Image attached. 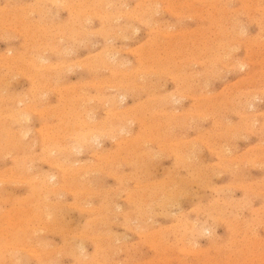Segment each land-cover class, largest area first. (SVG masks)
Returning <instances> with one entry per match:
<instances>
[{
  "label": "rangeland",
  "instance_id": "obj_1",
  "mask_svg": "<svg viewBox=\"0 0 264 264\" xmlns=\"http://www.w3.org/2000/svg\"><path fill=\"white\" fill-rule=\"evenodd\" d=\"M0 20V264H264V0H0Z\"/></svg>",
  "mask_w": 264,
  "mask_h": 264
},
{
  "label": "bare ground",
  "instance_id": "obj_2",
  "mask_svg": "<svg viewBox=\"0 0 264 264\" xmlns=\"http://www.w3.org/2000/svg\"><path fill=\"white\" fill-rule=\"evenodd\" d=\"M92 1H93V0H92ZM142 1H143V0H142ZM228 2H229V1H228ZM253 2H254V1H253ZM18 3H19V2H18ZM38 3H39V1H38ZM64 3H65V2H64ZM98 3H99V2H98ZM110 3H111V2H110ZM3 4H4V3H3ZM99 4H100V3H99ZM101 4H102V3H101ZM155 4H156V3H155ZM157 4H158V3H157ZM227 4H228V3H227ZM27 5H28V4H27ZM75 5H76V4H75ZM108 5H109V4H108ZM99 6H100V5H99ZM187 6H188V5H187ZM223 6H224V5H223ZM32 7H33V6H32ZM104 7H105V6H104ZM213 7H214V6H213ZM16 8H17V7H16ZM16 8H15V9H16ZM27 8H28V7H27ZM53 8H54V7H53ZM249 8H250V7H249ZM24 9H25V8H24ZM31 9H32V8H31ZM115 9H116V7H115ZM115 9H113V10H115ZM197 9H198V8H197ZM236 9H237V8H236ZM251 9H252V8H251ZM21 10H22V9H21ZM47 10H48V9H47ZM55 10H56V9H55ZM103 10H104V9H103ZM152 10H153V8H152ZM167 10H168V9H167ZM200 10H201V9H200ZM202 10H203V9H202ZM226 10H227V9H226ZM22 11H23V10H22ZM26 11H27V10H26ZM44 11H45V10H44ZM88 11H89V10H88ZM233 11H234V10H233ZM253 11H254V10H253ZM262 11H263V10H262ZM29 12H30V11H29ZM69 12H70V11H69ZM127 12H128V11H127ZM142 12H143V11H142ZM169 12H170V11H169ZM200 12H201V11H200ZM234 12H235V11H234ZM255 12H256V11H255ZM38 13H39V11H38ZM44 13H45V12H44ZM172 13H173V12H172ZM251 13H252V12H251ZM261 13H262V12H261ZM2 14H4V12H3ZM2 14H1V15H2ZM21 14H22V12H21ZM134 14H135V13H134ZM143 14H144V13H143ZM161 14H162V13H161ZM173 14H174V13H173ZM211 14H213V13H211ZM259 14H260V13H259ZM50 15H52V14H50ZM201 15H202V14H201ZM205 15H206V14H205ZM234 15H235V13H234ZM241 15H242V14H241ZM5 16H6V15H5ZM48 16H49V15H48ZM52 16H53V15H52ZM55 16H56V15H55ZM94 16H95V15H94ZM212 16H213V15H212ZM219 16H220V15H219ZM235 16H236V15H235ZM246 16H247V15H246ZM261 16L263 17V15H261ZM7 17H8V16H7ZM71 17H72V16H71ZM85 17H86V16H85ZM106 17H107V16H106ZM135 17H136V16H135ZM149 17H150V16H149ZM156 17H158V16H156ZM226 17H227V16H226ZM231 17H232V16H231ZM252 17H253V16H252ZM66 18H67V17H66ZM83 18H84V17H83ZM107 18H108V17H107ZM140 18L142 19V17H140ZM147 18H148V17H147ZM154 18H155V17H154ZM184 18H185V17H184ZM219 18H220V17H219ZM253 18H254V17H253ZM2 19H3V18H2ZM24 19H25V18H24ZM54 19H55V18H54ZM84 19H85V18H84ZM98 19H100V18H98ZM105 19H106V18H105ZM118 19H119V18H118ZM185 19H186V18H185ZM196 19H197V18H196ZM210 19H211V17H210ZM32 20H33V19H32ZM38 20H39V19H38ZM103 20H104V19H103ZM130 20H131V19H130ZM130 20H129V23H130ZM182 20H183V19H182ZM224 20H226V19H225V16H224ZM230 20H231V19H230ZM0 21H1V20H0ZM2 21H3V20H2ZM21 21H22V20H21ZM85 21H86V20H85ZM111 21H112V20H111ZM114 21H115V20H114ZM165 21H167V20H165ZM219 21H220V19H219ZM228 21H229V20H228ZM228 21H227V22H228ZM263 21H264V20H263ZM22 22H23V21H22ZM27 22H28V21H27ZM44 22H45V21H44ZM68 22H69V21H68ZM73 22H74V21H73ZM80 22H81V21H80ZM91 22H92V20H91ZM112 22H113V21H112ZM179 22H180V21H179ZM182 22H183V21H182ZM2 23H3V22H2ZM62 23H63V22H62ZM148 23H149V22H148ZM153 23H155V22H153ZM232 23H233V22H232ZM235 23H236V22H235ZM235 23H234V24H235ZM238 23H239V22H238ZM57 24H58V23H57ZM80 24H81V23H80ZM236 24H237V23H236ZM0 25H1V24H0ZM13 25H14V24H13ZM35 25H36V24H35ZM41 25H42V24H41ZM91 25H92V24H91ZM107 25H108V24H107ZM132 25H133V24H132ZM142 25H143V24H142ZM159 25H160V24H159ZM194 25H195V24H194ZM215 25H216V24H215ZM57 26H59V25H57ZM66 26H67V25H66ZM130 26H131V25H130ZM198 26H199V25H198ZM221 26H222V25H221ZM226 26H227V25H226ZM230 26H231V25H230ZM232 26H233V24H232ZM13 27H14V26H13ZM16 27H17V26H16ZM133 27H134V26H133ZM259 27H261V26H259ZM263 27H264V26H263ZM27 28H28V27H27ZM82 28H83V27H82ZM101 28H102V27H101ZM103 28H104V27H103ZM108 28H110V27L108 26ZM157 28H158V27H157ZM197 28H198V27H197ZM204 28H205V27H204ZM229 28H230V27H229ZM233 28H234V27H233ZM237 28H238V27H237ZM4 29H5V28H4ZM16 29H17V28H16ZM16 29H15V30H16ZM19 29H20V28H19ZM44 29H45V28H44ZM55 29H56V27H55ZM120 29L122 30V28H120ZM135 29H136V28H135ZM155 29H156V28H155ZM168 29H169V28H168ZM195 29H196V28H195ZM206 29H207V28H206ZM208 29H209V28H208ZM208 29H207V30H208ZM49 30H50V29H49ZM68 30H69V29H68ZM70 30H71V29H70ZM84 30H85V29H84ZM107 30H108V29H107ZM107 30H106V31H107ZM109 30H110V29H109ZM109 30H108V31H109ZM123 30H124V29H123ZM123 30H122V31H123ZM125 30H126V29H125ZM225 30H226V32H227V29H226V28H225ZM234 30H235V29H234ZM234 30H233V31H234ZM45 31H46V30H45ZM60 31H61V30H60ZM110 31H111V30H110ZM113 31H114V30H113ZM200 31H201V30H200ZM222 31H223V30H222ZM222 31H221V32H222ZM47 32H48V31H47ZM67 32H68V31H67ZM94 32H95V31H94ZM111 32H112V31H111ZM148 32H149V30H148ZM223 32H224V31H223ZM230 32H231V31H230ZM234 32H236V31H234ZM7 33H8V32H7ZM35 33H37V32H35ZM39 33H40V32H39ZM48 33H49V32H48ZM63 33H64V31H63ZM71 33H72V32H71ZM98 33H99V32H98ZM107 33H108V32H107ZM198 33H199V31H198ZM228 33H229V32H228ZM24 34H25V32H24ZM27 34H28V33H27ZM29 34H30V33H29ZM76 34H77V33H76ZM201 34H202V33H201ZM224 34H225V33H224ZM239 34H240V33H239ZM99 35H100V34H99ZM118 35H119V34H118ZM207 35H208V34H207ZM220 35H221V33H220ZM6 36H7V35H6ZM28 36H29V35H28ZM172 36H173V35H172ZM182 36H183V34H182ZM194 36H195V35H194ZM229 36H230V35H229ZM253 36H254V35H253ZM13 37H14V36H13ZM31 37H32V36H31ZM114 37H115V36H114ZM121 37H122V36H121ZM145 37H146V36H145ZM192 37H193V36H192ZM223 37H224V36H223ZM237 37H238V35H237ZM254 37H255V36H254ZM0 38H2V37H0ZM22 38H23V37H22ZM37 38H38V37H37ZM52 38H53V37H52ZM59 38H60V37H59ZM127 38H128V37H127ZM201 38H202V37H201ZM209 38H210V37H209ZM220 38H221V37H220ZM226 38H227V37H226ZM226 38H225V39H226ZM255 38H256V37H255ZM14 39H16V38H14ZM24 39H26V38H24ZM32 39H33V38H32ZM109 39H110V38H109ZM227 39H228V38H227ZM237 39H238V38H237ZM4 40H5V39H4ZM36 40H37V39H36ZM59 40H60V39H59ZM152 40H153V39H152ZM193 40H194V39H193ZM211 40H212V39H211ZM211 40H210V41H211ZM213 40H214V39H213ZM234 40H235V39H234ZM248 40H249V39H248ZM248 40H247V41H248ZM24 41H25V40H24ZM34 41H35V40H34ZM34 41H33V42H34ZM44 41H45V40H44ZM91 41H92V40H91ZM149 41H150V40H149ZM179 41H180V40H179ZM226 41H227V40H225V42H226ZM254 41H255V40H254ZM28 42L30 43L29 40H28ZM31 42H32V41H31ZM108 42H109V41H108ZM150 42H151V41H150ZM154 42H155V41H154ZM204 42H205V41H204ZM222 42H223V41H222ZM230 42H231V41H230ZM235 42H236V41H235ZM65 43H66V42H65ZM83 43H84V42H83ZM90 43H91V42H90ZM105 43H106V42H105ZM105 43H104V44H105ZM174 43H175V41H174ZM182 43H183V42H182ZM211 43H212V42H211ZM213 43H214V42H213ZM215 43H216V42H215ZM239 43H240V41H239ZM241 43H242V42H241ZM22 44H23V43H22ZM31 44H32V43H31ZM35 44H36V43H35ZM55 44H56V43H55ZM84 44H85V43H84ZM97 44H98V43H97ZM148 44L150 45L149 42H148ZM179 44H180V43H178V45H179ZM226 44H227V43H226ZM244 44L246 45V43H244ZM28 45H29V44H28ZM32 45H33V44H32ZM38 45H39V44H38ZM44 45H45V44H44ZM102 45H103V44H102ZM182 45H183V44H182ZM189 45H190V44H189ZM198 45H199V44H198ZM200 45H202V44H200ZM218 45H219V44H218ZM260 45H261V44H260ZM23 46H24V45H23ZM33 46H34V45H33ZM58 46H59V45H58ZM60 46H61V45H60ZM108 46H109V45H108ZM192 46H193V45H192ZM194 46H195V45H194ZM213 46H215V45H213ZM41 47H42V46H41ZM87 47H88V45H87ZM104 47H105V46H104ZM163 47H164V46H163ZM165 47H166V46H165ZM209 47H210V46H209ZM217 47H218V46H217ZM224 47H225V46H224ZM226 47H227V45H226ZM226 47H225V49H226ZM237 47H238V46H237ZM239 47H240V46H239ZM256 47H257V46H256ZM258 47H259V46H258ZM27 48H28V46H27ZM27 48H26V49H27ZM33 48H34V47H33ZM57 48L59 49V47H57ZM124 48H125V46H124ZM148 48H150V47H148ZM157 48H158V47H157ZM157 48H156V49H157ZM181 48H183V47H181ZM187 48H188V47H187ZM221 48L223 49V46H222ZM227 48H229V47H227ZM54 49H55V48H54ZM197 49H198V48H197ZM216 49L218 50V48H216ZM236 49H237V48H236ZM257 49H258V48H257ZM257 49H256V50H257ZM64 50H65V49H64ZM116 50H118V48H117ZM181 50H182V49H181ZM184 50H185V49H184ZM190 50H191V49H190ZM201 50H202V49H201ZM217 50H216V51H217ZM220 50H221V49H220ZM233 50H234V49H233ZM233 50H232V51H233ZM5 51H7V50H5ZM8 51H9V50H8ZM23 51H24V50H23ZM37 51H38V50H37ZM39 51H40V50H39ZM50 51H51V50H50ZM69 51H70V50H69ZM121 51H122V50H121ZM125 51H126V50H125ZM125 51H124V52H125ZM149 51H150V50H149ZM149 51H148V52H149ZM169 51H170V50H169ZM169 51H167V52H169ZM228 51H229V49H228ZM230 51H231V50H230ZM232 51H231V52H232ZM234 51H235V50H234ZM248 51H249V50H248ZM258 51H259V50H258ZM262 51H263V50H262ZM14 52H15V51H14ZM29 52H30V51H29ZM42 52H43V50H42ZM56 52H57V51H56ZM65 52H66V51H65ZM67 52H68V50H67ZM73 52H74V51H73ZM110 52H111V51H110ZM170 52H171V51H170ZM185 52H186V51H185ZM16 53H17V52H16ZM18 53H19V52H18ZM68 53H69V52H68ZM75 53H76V52H75ZM165 53H166V52H165ZM173 53H174V52H173ZM182 53H183V52H182ZM227 53H228V52H227ZM53 54H54V53H53ZM57 54H58V53H57ZM65 54H66V53H65ZM134 54H135V53H134ZM140 54H141V53H140ZM145 54H147V53H145ZM191 54H192V53H191ZM245 54H246V53H245ZM254 54H255V52H254ZM9 55H11L10 52H9ZM36 55L38 56V54H36ZM170 55H172V54H170ZM179 55H180V54H179ZM195 55H196V54H195ZM200 55H201V54H200ZM200 55H199V53H198V56H200ZM210 55H211V54H210ZM228 55H229V53H228ZM234 55H235V54H234ZM246 55H247V54H246ZM252 55H253V54H252ZM259 55H260V54H259ZM15 56H16V55H15ZM21 56H23V55H21ZM25 56H26V55H25ZM30 56H32V55H30ZM41 56H42V55H41ZM43 56H44V55H43ZM58 56H59V54H58ZM158 56H159V55H158ZM215 56H216V55H215ZM12 57H13V56H12ZM28 57H29V56H28ZM97 57H98V56H97ZM108 57H109V56H108ZM219 57H220V56H219ZM219 57H218V58H219ZM248 57H249V56H248ZM248 57H247V58H248ZM36 58H37V57H36ZM39 58H40V56H39ZM158 58H159V57H158ZM158 58H157V59H158ZM174 58H175V57H174ZM229 58H230V57H229ZM251 58H252V57H251ZM5 59H6V57H5ZM9 59H10V58H9ZM14 59H15V58H14ZM90 59H91V58H90ZM100 59H101V58H100ZM114 59H115V58H114ZM154 59H156V58H154ZM157 59H156V60H157ZM193 59H194V58H193ZM212 59H213V58H212ZM215 59H216V58H215ZM225 59H226V58H225ZM255 59H256V58H255ZM259 59H260V58H259ZM12 60H13V59H12ZM25 60H26V58H25ZM28 60H29V58H28ZM33 60H34V59H33ZM83 60H84V59H83ZM109 60H111V59H109ZM169 60H170V59H169ZM179 60H181V59H179ZM185 60H186V59H185ZM209 60H210V59H209ZM235 60H236V59H235ZM243 60H244V59H242V61H243ZM41 61H42V60H41ZM66 61H67V60H66ZM100 61H101V60H100ZM160 61H161V60H160ZM170 61H171V60H170ZM173 61H174V60H173ZM181 61H182V60H181ZM181 61H180V62H181ZM205 61L208 62V60H205ZM210 61H211V60H210ZM219 61H220V60H219ZM247 61H249V60H247ZM253 61H254V59H253ZM261 61H262V60H261ZM33 62H34V61H33ZM108 62H109V61H108ZM130 62H131V61H130ZM162 62H163V61H162ZM215 62H216V61H215ZM256 62H257V61H256ZM35 63H36V62H35ZM73 63H74V61H73ZM76 63H77V62H76ZM93 63H94V62H93ZM104 63H105V62H104ZM111 63H113V62H111ZM127 63H128V62H127ZM136 63H137V62H136ZM178 63H179V62H178ZM182 63H183V62H182ZM187 63H188V62H187ZM213 63H214V62H213ZM217 63H218V62H217ZM231 63H232V62H231ZM253 63H254V62H253ZM253 63H252V64H253ZM0 64H1V63H0ZM26 64H27V63H26ZM26 64L24 63L25 67H26ZM70 64H71V63H70ZM115 64H116V63H115ZM179 64H180V63H179ZM189 64H190V63H189ZM193 64H195V63H193ZM198 64L200 65V63H198ZM202 64H203V63H202ZM207 64H208V63H207ZM219 64H220V63H219ZM247 64H248V63H247ZM18 65H19V63H18ZM62 65H64V64H62ZM77 65H78V64H77ZM153 65H154V64H153ZM168 65H169V64H168ZM176 65H177V64H176ZM183 65H185V64H183ZM216 65H217V64H216ZM222 65H223V64H222ZM237 65H238V64H237ZM21 66H22V65H21ZM34 66H35V65H34ZM34 66H33V68H34ZM50 66H51V65H50ZM52 66L54 67V65H52ZM57 66H58V65H57ZM60 66H61V64H60ZM78 66H79V65H78ZM82 66H83V64H82ZM89 66H90V65H89ZM166 66H167V65H166ZM171 66H172V65H171ZM171 66H170V67H171ZM179 66H180V65H179ZM219 66H221V65H219ZM18 67H19V66H18ZM87 67H88V66H87ZM93 67H94V66H93ZM115 67H116V66H115ZM129 67H130V66H129ZM188 67H189V65H188ZM188 67H187V68H188ZM224 67H226V66H224ZM262 67H263V66H262ZM2 68H3V67H2ZM15 68H16V67H15ZM48 68H49V67H48ZM126 68H127V67H126ZM176 68H177V67H176ZM189 68H190V67H189ZM36 69H38V68H36ZM39 69H40V68H39ZM60 69H61V68H60ZM81 69H82V67H81ZM111 69H112V68H111ZM169 69H170V68H169ZM178 69H179V68H178ZM225 69H226V68H225ZM227 69H228V68H227ZM227 69H226V70H227ZM229 69H230V68H229ZM235 69H236V68H235ZM263 69H264V68H263ZM15 70H16V69H15ZM18 70H19V68H18ZM18 70H17V72H18ZM22 70H23V69H22ZM41 70H42V69H41ZM149 70H150V69H149ZM215 70H216V69H215ZM236 70H237V69H236ZM247 70H248V69H247ZM23 71H24V70H23ZM51 71H52V70H51ZM54 71H55V70H54ZM62 71H64V70H62ZM69 71H70V70H69ZM79 71H80V70H79ZM87 71L89 72V70H87ZM122 71H123V70H122ZM195 71H196V70H195ZM209 71H210V70H209ZM213 71H214V70H213ZM213 71H212V72H213ZM219 71L221 72L220 69H219ZM227 71H228V70H227ZM259 71H260V70H259ZM108 72H109V71H108ZM155 72H156V71H155ZM155 72H154V73H155ZM181 72H182V71H181ZM189 72H190V71H189ZM220 72H219V74H220ZM241 72H242V71H241ZM246 72H247V71H246ZM252 72H253V71H252ZM43 73H44V72H43ZM47 73H48V72H47ZM54 73H55V72H54ZM72 73H73V72H72ZM146 73H147V72H146ZM170 73H171V72H170ZM199 73H200V72H199ZM201 73H202V72H201ZM204 73H205V72H204ZM215 73L218 74L217 72H215ZM14 74H15V73H14ZM22 74H23V73H22ZM48 74H49V73H48ZM110 74H111V73H110ZM142 74H143V73H142ZM160 74H161V73H160ZM211 74H212V73H211ZM3 75H4V74H3ZM157 75H158V74H157ZM169 75H170V74H169ZM174 75H175V74H174ZM208 75H209V74H208ZM250 75H251V74H250ZM9 76H10V75H9ZM26 76H27V75H26ZM145 76H146V75H145ZM159 76H160V75H159ZM188 76H190V75H188ZM192 76H193V75H192ZM194 76H195V75H194ZM209 76H210V75H209ZM224 76H225V75H224ZM257 76H258V75H257ZM79 77H80V76H79ZM169 77H170V76H169ZM172 77H173V76H172ZM196 77H197V76H196ZM199 77H200V76H199ZM201 77H202V76H201ZM247 77H248V76H247ZM180 78H181V77H180ZM208 78H209V77H208ZM215 78H216V77H215ZM251 78H252V77H251ZM262 78H263V77H262ZM127 79H128V78H127ZM139 79H140V76H139ZM149 79H150V78H149ZM198 79H199V78H198ZM222 79H223V78H222ZM243 79H244V77H243ZM1 80H2V79H1ZM57 80H58V79H57ZM92 80H93V79H92ZM97 80H98V79H97ZM129 80H130V79H129ZM214 80H215V79H214ZM109 81H110V80H109ZM145 81H146V80H145ZM148 81H149V80H148ZM155 81H156V80H155ZM181 81H182V79H181ZM184 81H185V80H184ZM254 81H256V80H254ZM111 82H112V81H111ZM132 82H133V81H132ZM163 82H164V80H163ZM193 82H194V81H193ZM207 82H208V81H207ZM219 82H220V81H219ZM2 83H3V80H2ZM145 83H146V82H145ZM240 83H241V82H240ZM153 84H154V83H153ZM160 84H161V83H160ZM188 84H189V83H188ZM245 84H246V83H245ZM247 84H248V83H247ZM92 85H93V84H92ZM135 85H136V84H135ZM145 85H146V84H145ZM148 85H149V84H148ZM163 85H164V84H163ZM177 85H178V84H177ZM203 85H204V84H203ZM233 85H234V84H233ZM248 85H249V84H248ZM90 86H91V85H90ZM107 86H108V84H107ZM133 86H134V85H133ZM141 86H142V85H141ZM150 86H151V83H150ZM175 86H176V85H175ZM197 86H198V85H197ZM4 87H5V86H4ZM105 87H106V86H105ZM115 87H116V86H115ZM136 87H137V86H136ZM138 87H139V86H138ZM152 87H153V86H152ZM158 87H159V86H158ZM161 87H162V86H161ZM179 87H180V86H179ZM179 87H178V88H179ZM204 87H205V86H204ZM250 87H251V86H250ZM96 88H98V87H96ZM132 88H133V87H132ZM173 88H174V87H173ZM187 88H188V87H187ZM229 88H230V87H229ZM238 88H239V86H238ZM48 89H49V88H48ZM84 89H85V88H84ZM98 89H99V88H98ZM98 89H97V90H98ZM123 89H124V88H123ZM127 89H128V88H127ZM136 89H137V88H136ZM149 89H150V88H149ZM179 89H181V88H179ZM188 89H189V88H188ZM193 89H194V88H193ZM193 89H191V90H193ZM37 90H38V89H37ZM43 90H44V89H43ZM124 90H125V89H124ZM128 90H129V89H128ZM133 90H134V89H132V91H133ZM137 90H138V89H137ZM153 90H154V89H153ZM177 90H178V89H177ZM177 90H175V91H177ZM46 91H47V90H46ZM141 91H142V90H141ZM144 91H145V90H144ZM147 91H148V90H147ZM169 91H170V90H169ZM188 91H189V90H188ZM211 91H212V90H211ZM230 91H231V90H230ZM98 92H99V91H98ZM107 92H108V91H107ZM107 92H106V94H107ZM171 92H172V91H171ZM189 92H191V91H189ZM96 93H97V92H96ZM168 93H169V92H168ZM168 93H167V94H168ZM186 93H187V92H186ZM232 93H233V92H232ZM242 93H243V92H242ZM248 93H249V92H248ZM33 94H34V93H33ZM100 94H101V93H100ZM114 94H115V93H114ZM159 94H160V93H159ZM189 94H190V93H189ZM258 94H259V93H258ZM103 95H104V94H103ZM137 95H138V94H137ZM180 95H181V94H180ZM240 95H241V94H239V96H240ZM247 95H249V94H247ZM114 96H115V95H114ZM114 96H113V97H114ZM149 96H150V95H149ZM174 96H175V95H174ZM178 96H179V95H178ZM241 96H243V95H241ZM244 96H245V95H244ZM81 97H82V96H81ZM166 97H167V96H166ZM179 97H180V96H179ZM179 97H178V98H179ZM182 97H184V96H182ZM217 97H218V96H217ZM235 97H237V96L235 95ZM245 97H246V96H245ZM247 97H248V96H247ZM60 98H61V97H60ZM91 98H92V97H91ZM111 98H112V97H111ZM124 98H125V97H124ZM190 98H191V97H190ZM206 98H208V97H206ZM251 98H252V96H251ZM81 99H83V98H81ZM170 99H171V98H170ZM253 99H254V98H253ZM177 100H178V99H177ZM177 100H176V101H177ZM212 100H213V99H212ZM226 100H227V99H226ZM237 100H238V99H237ZM239 100H240V98H239ZM255 100H257V99H255ZM22 101H23V100H22ZM58 101H59V100H58ZM78 101H79V100H78ZM86 101H87V100H86ZM105 101H106V100H105ZM118 101H119V100H118ZM246 101H247V100H246ZM69 102H70V101H68V103H69ZM89 102H90V101H89ZM107 102H108V101H107ZM107 102H106V103H107ZM173 102H174V101H173ZM209 102H210V100H209ZM209 102H208V103H209ZM220 102H221V101H220ZM220 102H219V103H220ZM249 102H250V101H249ZM68 103H67V104H68ZM118 103H119V102H118ZM191 103H192V101H191ZM195 103H196V102H195ZM200 103H201V102H200ZM213 103H214V101H213ZM237 103H238V102H237ZM244 103H245V102H244ZM244 103H243V104H244ZM246 103H247V102H246ZM19 104H20V103H19ZM63 104H64V102H63ZM63 104H62V105H63ZM80 104H81V103H80ZM176 104H177V103H176ZM202 104H203V103H202ZM202 104H201V105H202ZM227 104H228V103H227ZM229 104H230V103H229ZM15 105H16V104H15ZM99 105H101V104H99ZM104 105H105V104H104ZM162 105H163V104H162ZM169 105H170V104H169ZM169 105H168V106H169ZM191 105H192V104H191ZM239 105H240V104H239ZM36 106H37V105H36ZM90 106H91V105H90ZM202 106H203V105H202ZM225 106H226V105H225ZM14 107H16V106H14ZM216 107H217V106H216ZM252 107H253V105H252ZM6 108H7V107H6ZM109 108H110V107H109ZM144 108H145V107H144ZM153 108H154V107H153ZM161 108H162V107H161ZM186 108H187V107H186ZM188 108H189V107H188ZM192 108H193V107H192ZM206 108H207V107H206ZM2 109H3V108H2ZM10 109H11V108H10ZM79 109H80V107H79ZM88 109H89V108H88ZM228 109H229V108H228ZM29 110H31V109H29ZM33 110H34V109H32V111H33ZM37 110H39V109H37ZM93 110H94V109H93ZM152 110H153V109H152ZM175 110H176V109H175ZM252 110H253V109H252ZM8 111H9V110H8ZM48 111H49V110H48ZM52 111H53V110H52ZM60 111H61V110H60ZM65 111H66V110H65ZM85 111H86V110H84V113H85ZM158 111H159V110H158ZM226 111H227V110H226ZM10 112H11V111H10ZM57 112H58V111H57ZM78 112H79V111H78ZM88 112H90V111H88ZM124 112H126V111H124ZM217 112H218V111H217ZM48 113H49V112H48ZM50 113H51V112H50ZM64 113H65V112H64ZM66 113H67V112H66ZM69 113H70V111H69ZM141 113H142V112H141ZM44 114H45V113H44ZM75 114H76V113H75ZM91 114H92V113H91ZM133 114H134V113H133ZM195 114H196V113H195ZM202 114H203V113H202ZM219 114H220V113H219ZM37 115H38V114H37ZM40 115H41V114H40ZM47 115H48V114H47ZM49 115H50V114H49ZM76 115H77V114H76ZM235 115H236V114H235ZM3 116H4V115H3ZM55 116H57V115H55ZM89 116H90V115H89ZM168 116H169V115H168ZM177 116H178V115H177ZM182 116H183V115H182ZM196 116H197V115H196ZM198 116H199V115H198ZM203 116H204V115H203ZM239 116H240V115H239ZM14 117H15V116H14ZM50 117H51V116H50ZM74 117H75V116H74ZM94 117H95V116H94ZM130 117H131V116H130ZM142 117H143V116H142ZM151 117H153V116H151ZM156 117H158V116H156ZM159 117H160V116H159ZM184 117H185V116H184ZM85 118H86V117H85ZM92 118H93V117H92ZM96 118H97V117H96ZM111 118H112V117H111ZM138 118H140V116H138ZM164 118H165V117H164ZM172 118H173V116H172ZM186 118H187V117H186ZM197 118H199V117H197ZM221 118H223V117H221ZM225 118H226V117H225ZM24 119H26V117H25ZM41 119H42V118H41ZM63 119H64V118H63ZM66 119H67V118H66ZM119 119H120V118H119ZM119 119H118V121H119ZM168 119H169V118H168ZM241 119H242V118H241ZM45 120H46V119H45ZM172 120H173V119H172ZM178 120H179V119H177V121H178ZM189 120H190V119H189ZM194 120H195V119H194ZM196 120H197V119H196ZM213 120H214V119H213ZM217 120H218V119H217ZM224 120H225V119H224ZM109 121H111V120L109 119ZM124 121H125V120H124ZM163 121H164V120H163ZM183 121H184V120H183ZM221 121H222V120H221ZM241 121H242V120H241ZM20 122H21V121H20ZM28 122H29V121H28ZM75 122H76V121H75ZM84 122H85V121H84ZM102 122H103V121H102ZM112 122H113V120H112ZM119 122H121V121H119ZM144 122H145V121H144ZM172 122L174 123V120H173ZM194 122H196V121H194ZM198 122H199V121H198ZM212 122H213V121H212ZM222 122H223V121H222ZM16 123H17V122H16ZM65 123H66V121H65ZM67 123H68V122H67ZM71 123H73V122H72V119H71ZM76 123H77V122H76ZM87 123H88V122H87ZM115 123H116V122H115ZM141 123H142V122H141ZM159 123H160V122H159ZM188 123H189V122H188ZM196 123H197V122H196ZM227 123H228V122H227ZM91 124H92V123H91ZM149 124H150V123H149ZM182 124H184V123L182 122ZM182 124L180 123V125H182ZM239 124H240V122H239ZM245 124H246V123H245ZM250 124H251V123H250ZM74 125H75V124H74ZM143 125H144V124H143ZM189 125H190V124H189ZM196 125H197V124H196ZM215 125H216V124H215ZM230 125H231V124H230ZM234 125H235V124H234ZM243 125H244V123H243ZM76 126H77V125H76ZM153 126H154V125H153ZM153 126H152V127H153ZM155 126H156V125H155ZM244 126H245V125H244ZM263 126H264V125H263ZM9 127H10V126H9ZM22 127H23V126H22ZM50 127H51V126H50ZM65 127H66V126H65ZM123 127H124V126H123ZM123 127H122V128H123ZM138 127H139V126H138ZM159 127H160V126H159ZM165 127L167 128V126H165ZM195 127H197V126H195ZM219 127H220V125H219ZM0 128H1V127H0ZM54 128H55V127H54ZM54 128H53V129H54ZM66 128H67V127H66ZM97 128H98V127H97ZM100 128H101V127H100ZM147 128H148V127H147ZM150 128H151V127H150ZM177 128H179V127H177ZM183 128L185 129V127H183ZM183 128H182V129H183ZM188 128H189V126H188ZM222 128H223V127H222ZM227 128H228V127H227ZM232 128H233V127H232ZM232 128L230 127L231 130H232ZM239 128H240V127H239ZM245 128H246V127H245ZM23 129H24V128H23ZM70 129H72V127H71ZM75 129H76V128H75ZM75 129H74V130H75ZM153 129H154V128H153ZM153 129H152V131H153ZM163 129H164V127H163ZM168 129H169V128H168ZM259 129H260V128H259ZM259 129H258V130H259ZM262 129H264V128H262ZM67 130H68V129H67ZM85 130H86V129H85ZM143 130H144V129H143ZM154 130H155V129H154ZM166 130H167V129H166ZM206 130H207V129H206ZM206 130H205V131H206ZM226 130H227V129H226ZM241 130H242V129H241ZM245 130H246V129H245ZM24 131H25V130H24ZM59 131H61V130H59ZM63 131H64V130H63ZM139 131H140V130H139ZM141 131H142V130H141ZM144 131H145V130H144ZM148 131H149V130H148ZM164 131H165V130H164ZM193 131H194V130H193ZM196 131H197V130H196ZM236 131H237V130H236ZM248 131H249V130H248ZM18 132H19V131H18ZM46 132H47V131H46ZM66 132H67V131H66ZM79 132H80V131H79ZM84 132H85V131H84ZM105 132H106V131H105ZM128 132H129V131H128ZM137 132H138V131H137ZM155 132H156V131H155ZM155 132H154V133H155ZM176 132H177V131H176ZM180 132H181V131H180ZM226 132H227V131H226ZM228 132H229V131H228ZM249 132H250V131H249ZM253 132H254V131H253ZM16 133H17V131H16ZM23 133H24V132H23ZM26 133H27V132H26ZM154 133H153V134H154ZM173 133H174V132H173ZM185 133H186V132H185ZM234 133H235V132H234ZM234 133H233V134H234ZM237 133H238V132H237ZM237 133H236V134H237ZM259 133H260V132H259ZM62 134H64V133H62ZM70 134H71V133H70ZM80 134H81V133H80ZM92 134H93V133H92ZM101 134H102V133H101ZM144 134H145V133H144ZM160 134H161V133H160ZM160 134H159V135H160ZM166 134H167V133H166ZM178 134H179V133H178ZM198 134H199V133H198ZM211 134H212V133H211ZM250 134H253V133H250ZM254 134H255V132H254ZM38 135H39V134H38ZM99 135H100V134H99ZM137 135H138V134H136V136H137ZM156 135H157V134H156ZM156 135H155V136H156ZM176 135H177V133L175 134V136H176ZM221 135H222V134H221ZM225 135H226V134H225ZM237 135H238V134H237ZM20 136H21V135H20ZM67 136H68V135H67ZM79 136H80V135H79ZM91 136H92V135H91ZM105 136H107V134H106ZM116 136H117V135H116ZM155 136H154V137H155ZM227 136H228V135H227ZM248 136H249V135H248ZM21 137L23 138V136H21ZM26 137H27V136H26ZM44 137H45V136H44ZM128 137H129V136H128ZM156 137H157V136H156ZM170 137H171V136H170ZM188 137H189V136H188ZM235 137H236V136H235ZM48 138H50V137H48ZM77 138H78V137L76 136V140H77ZM136 138H137V137H136ZM162 138H164V137L162 136ZM165 138H166V137H165ZM168 138H169V137H168ZM168 138H167V139H168ZM212 138L214 139V137H212ZM233 138H234V137H233ZM237 138H238V137H237ZM246 138H247V137H246ZM62 139H63V138H62ZM132 139H133V138H132ZM143 139H144V138H143ZM167 139H166V141H167ZM171 139H172V138H171ZM48 140H49V139H48ZM54 140H55V139H54ZM146 140H147V139H146ZM172 140H173V139H172ZM185 140H186V139H185ZM217 140H218V139H217ZM230 140H231V139H230ZM232 140H233V139H232ZM232 140H231V141H232ZM238 140H240V139H238ZM245 140H246V139H245ZM261 140H262V139H261ZM42 141H43V140H42ZM52 141H53V140H52ZM66 141H67V140H66ZM102 141H103V140H102ZM148 141H149V140H148ZM158 141H160V139H159ZM214 141H215V140H214ZM225 141H226V140H225ZM262 141H263V140H262ZM262 141H261V142H262ZM29 142H30V141H29ZM67 142H68V141H67ZM138 142H139V141H138ZM184 142H185V141H184ZM201 142H202V141H201ZM216 142H217V141H216ZM216 142H215V143H216ZM232 142H233V141H232ZM10 143H11V141H10ZM24 143H25V142H24ZM33 143H34V142H33ZM52 143H53V142H52ZM134 143H135V142H134ZM148 143H149V142H148ZM151 143H152V142H151ZM195 143H196V142H195ZM218 143H219V142H218ZM259 143H260V142H259ZM12 144H13V143H12ZM31 144H32V143H31ZM44 144H45V143H44ZM132 144H133V143H132ZM138 144H139V143H138ZM142 144H143V143H142ZM163 144H164V143H163ZM79 145H80V144H79ZM85 145H86V144H85ZM91 145H92V144H91ZM127 145H128V143H127ZM135 145H136V144H135ZM167 145H169V144H167ZM185 145H186V144H185ZM215 145H216V144H215ZM230 145H231V144H230ZM21 146H22V145H21ZM81 146H82V145H81ZM124 146H125V145H124ZM131 146H132V145H131ZM140 146H141V145H140ZM196 146H197V145H196ZM234 146H235V145H234ZM19 147H20V146H19ZM32 147H33V146H32ZM89 147H91V146H89ZM89 147H88V148H89ZM121 147H123V146L121 145ZM125 147H127V146H125ZM125 147H124V148H125ZM134 147H135V146H134ZM157 147H158V146H157ZM162 147H163V146H162ZM213 147H214V146H213ZM254 147H255V146H254ZM262 147H263V146H262ZM44 148H46V147H44ZM72 148H73V147H72ZM82 148H83V146H82ZM132 148H133V146H132ZM163 148H164V147H163ZM181 148H182V147H181ZM226 148H227V147H226ZM231 148H232V147H231ZM258 148H259V147H258ZM260 148H261V147H260ZM14 149H15V148H14ZM20 149H21V148H20ZM47 149H49V148H47ZM57 149H58V148H57ZM62 149H63V148H62ZM62 149H61V150H62ZM64 149H65V148H64ZM64 149H63V150H64ZM73 149H74V148H73ZM85 149H86V146H85ZM85 149H84V150H85ZM113 149H114V148H113ZM122 149H123V148H122ZM136 149H137V148H136ZM142 149H143V148H142ZM142 149H141V150H142ZM182 149H183V148H182ZM214 149H215V148H214ZM261 149H262V148H261ZM263 149H264V148H263ZM9 150H10V149H9ZM29 150H30V148H29ZM31 150H32V149H31ZM41 150H42V149H41ZM41 150H40V151H41ZM44 150H45V149H44ZM61 150H60V151H61ZM65 150H66V149H65ZM69 150H70V149H69ZM76 150H77V148H76ZM78 150H79V149H78ZM88 150H89V149H88ZM115 150H116V149H115ZM134 150H135V149H134ZM148 150H149V149H148ZM152 150H153V149H152ZM157 150H158V149H157ZM197 150H198V149H197ZM247 150H248V149H247ZM254 150H255V149H254ZM258 150H259V149H258ZM258 150L256 151L257 153H258ZM12 151H13V150H12ZM45 151H46V150H45ZM45 151H44V152H45ZM48 151H49V150H48ZM74 151H75V150H74ZM111 151H112V150H111ZM121 151H122V150H121ZM136 151H137V150H136ZM160 151H162V149H161ZM168 151H169V150H168ZM170 151H171V150H170ZM170 151H169V152H170ZM182 151H183V150H182ZM190 151H191V150H190ZM219 151H220V149H219ZM3 152H4V151H3ZM68 152H69V151H68ZM68 152H67V153H68ZM113 152H114V151H113ZM113 152H112V154H113ZM134 152H135V151H134ZM134 152H133V153H134ZM153 152H154V151H153ZM217 152H218V151H217ZM254 152H255V151H254ZM22 153H23V152H22ZM76 153H77V152H76ZM82 153H83V151H82ZM114 153H116V152H114ZM143 153H144V152H143ZM158 153H159V152H158ZM177 153H178V152H177ZM224 153H225V152H224ZM247 153H248V151H247ZM251 153H252V152H251ZM0 154H1V153H0ZM71 154H72V151H71ZM78 154H79V153H78ZM117 154H119V153H117ZM180 154H181V153H180ZM54 155H55V154H54ZM54 155H53V156H54ZM60 155H61V154H60ZM119 155H120V154H119ZM137 155H138V154H137ZM145 155H146V154H145ZM147 155H148V154H147ZM155 155H156V154H155ZM165 155H166V154H165ZM192 155H193V154H192ZM210 155H211V154H210ZM248 155H249V154H248ZM65 156H66V155H65ZM65 156H64V157H65ZM123 156H124V155H123ZM150 156H151V155H150ZM221 156H222V155H221ZM240 156H241V155H240ZM240 156H239V157H240ZM243 156H244V155H243ZM255 156H256V155H255ZM258 156H259V155H258ZM258 156H257V157H258ZM263 156H264V155H263ZM55 157H56V156H55ZM128 157H129V156H128ZM128 157H127V158H128ZM186 157H187V156H186ZM246 157H247V156H246ZM57 158H58V157H57ZM107 158H108V157L106 156V159H107ZM140 158H141V157H140ZM150 158H151V157H150ZM183 158H184V157H183ZM210 158H211V157H210ZM1 159H2V157H1ZM17 159H18V158H17ZM32 159H33V158H32ZM51 159H52V158H51ZM53 159H54V157H53ZM116 159H117V158H116ZM129 159H130V158H129ZM131 159H132V158H131ZM151 159H152V158H151ZM157 159H158V158H157ZM160 159H162V158H160ZM160 159H158V160H160ZM177 159H178V158H177ZM211 159H212V158H211ZM247 159H248V158H247ZM262 159H264V158H262ZM37 160H39V159H37ZM58 160H59V159H58ZM122 160H123V158H122ZM124 160H125V159H124ZM139 160H140V159H138V161H139ZM148 160H149V159H148ZM178 160H179V159H178ZM190 160H191V159H190ZM227 160H228V159H227ZM256 160H257V158H256ZM1 161H2V160H1ZM1 161H0V162H1ZM48 161H49V160H48ZM52 161H53V160H52ZM52 161H51V162H52ZM54 161H55V160H54ZM103 161H104V160H103ZM129 161H130V160H129ZM154 161H156V160H154ZM229 161H230V160H229ZM237 161H238V160H237ZM253 161H254V159H253ZM37 162H38V161H37ZM96 162H97V161H96ZM100 162H101V161H100ZM106 162H108V161L106 160ZM110 162H111V161H110ZM143 162H145V161H143ZM176 162H177V161H176ZM176 162H175V163H176ZM178 162H179V161H178ZM28 163H29V162H28ZM114 163H115V162H114ZM116 163H117V162H116ZM121 163H122V162H121ZM125 163H126V162H125ZM182 163H183V162H182ZM185 163H186V162H185ZM191 163H192V162H191ZM191 163H190V164H191ZM262 163H263V162H262ZM90 164H91V163H90ZM104 164H105V162H104ZM117 164H118V163H117ZM138 164H139V163H138ZM195 164H196V163H195ZM195 164H194V166H195ZM236 164H237V162H236ZM241 164H242V163H241ZM243 164H244V163H243ZM247 164H248V163H247ZM250 164H251V163H250ZM32 165H33V164H32ZM49 165H50V164H49ZM105 165H106V164H105ZM114 165H116V164H114ZM141 165H142V164H141ZM148 165H149V164H148ZM212 165H213V164H212ZM50 166H51V165H50ZM103 166H104V165H103ZM128 166H129V165H128ZM143 166H144V165H143ZM143 166H142V168H143ZM146 166H147V165H146ZM175 166H177V165H175ZM186 166H187V165H186ZM205 166H206V165H205ZM209 166H210V165H209ZM255 166H256V165H255ZM56 167H57V166H56ZM104 167H105V166H104ZM111 167H112V166H111ZM111 167H110V168H111ZM120 167H121V165H120ZM122 167H123V166H122ZM134 167H135V166H134ZM172 167H173V166H172ZM172 167H171V169H172ZM180 167H181V165H180ZM195 167H196V166H195ZM197 167H198V166H197ZM206 167H207V166H206ZM240 167H241V166H240ZM247 167H248V166L246 165V168H247ZM23 168H24V167H23ZM61 168H62V167H61ZM99 168H100V167H99ZM113 168H114V167H113ZM117 168H118V167H117ZM138 168H139V167H138ZM140 168H141V167H140ZM229 168H230V167H229ZM235 168H236V167H235ZM119 169H120V168H119ZM145 169H146V168H145ZM181 169H182V168H181ZM194 169H195V168H194ZM5 170H6V169H5ZM20 170H21V169H20ZM20 170H18V171H20ZM84 170H85V169H84ZM110 170H111V169H110ZM110 170H109V171H110ZM142 170H143V169H142ZM162 170H163V168H162ZM201 170H202V169H201ZM203 170H205V169H203ZM203 170H202V171H203ZM206 170H207V169H206ZM206 170H205V171H206ZM237 170H239V169H237ZM240 170H241V169H240ZM240 170H239V171H240ZM260 170H261V168H260ZM31 171H32V170H31ZM66 171H67V170H66ZM78 171H79V170H78ZM94 171H95V170H94ZM144 171H145V170H144ZM196 171H197V170H196ZM196 171H195V172H196ZM214 171H215V170H214ZM214 171H213V172H214ZM224 171H225V170H224ZM23 172H24V171H23ZM75 172H76V171H75ZM83 172H84V171H83ZM105 172H106V171H105ZM116 172H117V171H115V173H116ZM140 172H141V171H140ZM149 172H150V171H149ZM161 172H162V171H161ZM237 172H238V171H237ZM12 173H13V172H12ZM25 173H26V172H25ZM29 173H30V172H29ZM84 173H85V172H84ZM99 173H100V172H99ZM121 173H122V172H121ZM129 173H130V172H129ZM152 173H153V172H152ZM225 173H226V171H225ZM79 174H80V173H79ZM91 174H92V173H91ZM145 174H146V173H145ZM153 174H154V173H153ZM153 174H152V175H153ZM166 174H167V173H166ZM205 174H206V172H205ZM218 174H221V173L218 172ZM67 175H68V174H67ZM87 175H88V174H87ZM98 175H99V174H97V177H98ZM104 175H105V174H104ZM136 175H137V174H136ZM152 175L150 174V177H151ZM209 175H210V173H209ZM216 175H217V174H216ZM64 176H65V175H64ZM75 176H76V175H75ZM77 176H79V175H77ZM91 176H92V175H91ZM109 176H111V174H110ZM116 176H117V174H116ZM125 176H126V175H125ZM128 176H129V175H128ZM130 176H131V175H130ZM137 176H138V175H137ZM139 176H140V174H139ZM143 176H144V175H143ZM146 176H148V175L146 174ZM189 176H190V175H189ZM213 176H214V175H213ZM233 176H234V175H233ZM238 176H239V175H238ZM246 176H247V175H246ZM24 177H25V176H24ZM35 177H36V176H35ZM40 177H41V176H40ZM53 177H54V176H53ZM53 177H52V178H53ZM79 177H80V176H79ZM79 177H78V178H79ZM82 177H83V176H82ZM95 177H96V176H95ZM114 177H115V176H114ZM126 177H127V176H126ZM141 177H142V176H141ZM148 177H149V176H148ZM167 177H168V176H167ZM202 177H203V176H202ZM217 177H218V175H217ZM68 178H69V177H68ZM76 178H77V177H76ZM80 178H81V177H80ZM118 178H119V177H118ZM123 178H124V177H123ZM137 178H138V177H137ZM151 178H152V177H151ZM177 178H178V177H177ZM183 178H184V177H183ZM207 178H208V177H207ZM38 179H39V177H38ZM50 179H51V178H50ZM82 179H83V178H82ZM88 179H89V178H88ZM127 179L129 180V178H127ZM135 179H136V178H135ZM144 179H145V178H144ZM191 179H192V178H191ZM199 179H200V178H199ZM201 179H202V178H201ZM201 179H200V180H201ZM51 180H52V179H51ZM62 180H63V179H62ZM66 180H67V179H66ZM66 180H65V181H66ZM74 180H75V178H74ZM80 180H81V179H80ZM80 180H79V181H80ZM125 180H126V179H125ZM131 180H132V178H131ZM157 180H158V179H157ZM177 180H178V179H177ZM206 180H207V179H206ZM233 180H234V179H233ZM3 181H4V180H3ZM32 181H33V180H32ZM39 181H40V180H39ZM45 181H46V180H45ZM119 181H120V180H119ZM129 181H130V180H129ZM152 181H153V180H152ZM21 182H22V181H21ZM56 182H57V181H56ZM90 182H91V181H90ZM98 182H99V181H98ZM135 182H137V181H135ZM141 182H142V181H141ZM199 182H200V181H199ZM261 182H262V181H261ZM22 183H23V182H22ZM27 183H28V182H27ZM66 183H67V182H66ZM99 183H101V182H99ZM120 183H122V182H120ZM139 183H140V181H139ZM173 183H174V181H173ZM204 183H205V182H204ZM204 183H203V184H204ZM212 183H213V182H212ZM43 184H44V183H43ZM49 184H51V183H49ZM75 184H76V183H75ZM75 184H74V185H75ZM87 184H88V182H87ZM123 184H124V183H123ZM157 184H158V183H157ZM188 184H189V183H188ZM190 184H191V183H190ZM41 185H42V184H41ZM44 185H45V184H44ZM60 185H61V184H60ZM172 185H174V184H172ZM47 186H48V185H47ZM70 186H71V185H70ZM76 186H77V185H76ZM76 186H75V187H76ZM87 186H88V185H87ZM91 186H92V185H91ZM132 186H133V185H132ZM181 186H182V185H181ZM190 186H191V185H190ZM202 186H203V185H202ZM243 186H244V185H243ZM257 186H258V185H257ZM263 186H264V185H263ZM263 186H262V187H263ZM16 187H18V186H16ZM71 187H72V186H71ZM105 187H106V185H105ZM144 187H145V186H144ZM158 187H159V186H158ZM162 187H163V186H162ZM175 187H176V186H175ZM0 188H1V187H0ZM53 188H55V187L53 186ZM73 188H74V187H73ZM85 188H86V187H85ZM85 188H84V190H85ZM87 188H88V187H87ZM91 188H92V187H91ZM93 188H94V187H93ZM93 188H92V189H93ZM96 188H97V187H96ZM100 188H101V187H100ZM159 188H160V190H161V187H159ZM178 188H179V187H178ZM199 188H200V187H199ZM207 188H208V187H207ZM226 188H227V187H226ZM237 188H238V187H237ZM43 189H44V188H43ZM50 189H51V188H50ZM141 189H142V188H141ZM147 189H148V188H147ZM239 189H240V187H239ZM0 190H1V189H0ZM51 190H52V189H51ZM59 190H60V189H59ZM75 190H76V189H75ZM136 190H137V189H136ZM164 190H165V189H164ZM181 190H182V189H181ZM220 190H221V189H220ZM232 190H233V189H232ZM54 191H55V190H54ZM107 191H108V190H107ZM110 191H111V190H110ZM112 191H113V190H112ZM119 191H120V190H119ZM130 191H131V190H130ZM142 191H143V190H142ZM145 191H146V190H145ZM145 191H144V192H145ZM173 191H174V190H173ZM188 191H189V190H188ZM227 191H228V190H227ZM229 191H231V190H229ZM108 192H109V191H108ZM108 192H107V193H108ZM126 192H128V191L126 190ZM147 192H148V191H147ZM162 192H163V191H162ZM162 192H161V193H162ZM166 192H167V191H166ZM185 192H187V191H185ZM192 192H193V191H192ZM218 192H219V191H218ZM258 192H259V191H258ZM37 193H38V192H37ZM44 193H45V192H43V194H44ZM56 193H57V192H56ZM80 193H81V192H80ZM95 193H96V192H95ZM109 193H110V192H109ZM135 193H136V191H135ZM161 193H160V194H161ZM170 193H171V192H170ZM182 193H183V192H182ZM188 193H189V192H188ZM219 193H220V192H219ZM229 193H230V192H229ZM242 193H243V192H242ZM91 194H92V193H91ZM91 194H90V195H91ZM103 194H104V193H103ZM115 194H116V193H115ZM115 194H114V195H115ZM117 194H118V191H117ZM119 194H120V193H119ZM133 194H134V193H133ZM143 194H144V193H143ZM146 194H147V193H146ZM154 194H155V193H154ZM172 194H173V193H172ZM178 194H179V193H178ZM178 194H176V195H178ZM67 195H68V194H67ZM97 195H98V194H97ZM99 195H100V194H99ZM105 195H106V194H105ZM114 195H112V196H114ZM131 195H132V194H131ZM144 195H145V194H144ZM149 195H150V194H149ZM192 195H193V194H192ZM192 195H191V196H192ZM44 196H45V195H44ZM54 196H57V195H54ZM136 196H137V195H136ZM172 196H173V195H172ZM180 196H181V195H180ZM188 196H189V195H188ZM75 197H76V196H75ZM130 197H132V196H130ZM141 197H143V196H141ZM149 197H150V196H149ZM149 197H148V199H149ZM153 197H154V196H153ZM155 197H156V196H155ZM178 197H179V196H178ZM182 197H183V196H182ZM185 197H186V196H185ZM223 197H224V196H223ZM243 197H244V196H243ZM251 197H252V196H251ZM261 197H262V196H261ZM76 198H77V197H76ZM110 198H111V197H110ZM128 198H129V197H128ZM174 198H176V197H174ZM174 198H173V199H174ZM239 198H242V197H239ZM78 199H79V198H78ZM221 199H222V198H221ZM229 199H230V198H229ZM247 199H248V198H247ZM28 200H29V199H28ZM28 200H27V201H28ZM111 200H112V199H111ZM113 200H114V199H113ZM137 200H138V199H137ZM145 200H146V199H145ZM153 200H154V199H153ZM174 200H175V199H174ZM216 200H217V199H216ZM225 200H226V199H225ZM233 200H234V199H233ZM256 200H257V199H256ZM27 201H26V202H27ZM56 201H57V200H56ZM77 201H78V200H77ZM79 201H80V200H79ZM101 201H102V200H101ZM106 201L109 202V200H106ZM141 201H142V198H141ZM156 201H157V200H156ZM166 201L169 202V200H167V199H166ZM211 201H212V200H211ZM237 201H238V200H237ZM240 201H241V200H240ZM242 201H243V200H242ZM26 202H25V203H26ZM90 202H91V201H90ZM90 202H89V203H90ZM116 202H117V200H116ZM133 202H135V201H133ZM150 202H151V201H150ZM153 202H154V201H153ZM168 202H167V203H168ZM229 202H230V201H229ZM243 202H244V201H243ZM32 203H33V202H32ZM78 203H79V202H78ZM83 203H84V202H83ZM110 203H111V202H110ZM148 203H149V202H148ZM165 203H166V202H165ZM169 203H170V202H169ZM177 203H178V202H177ZM246 203H247V202H246ZM250 203H251V202H250ZM2 204H3V203H2ZM6 204H7V203H6ZM33 204H34V203H33ZM73 204H74V203H73ZM90 204H91V203H90ZM117 204H118V203H117ZM129 204H130V203H129ZM131 204H132V202H131ZM141 204H142V202H141ZM150 204H151V203H150ZM158 204H159V203H158ZM259 204H260V203H259ZM44 205H45V204H44ZM82 205H83V204H82ZM106 205H107V204H106ZM112 205H113V203H112ZM135 205H136V203H135ZM143 205H144V204H143ZM146 205H147V204H146ZM152 205H153V204H152ZM156 205H157V204H156ZM167 205H169V204H167ZM223 205H224V203H223ZM228 205H229V203H228ZM236 205H238L237 202H236ZM236 205H235V206H236ZM239 205H240V204H239ZM241 205H242V204H241ZM107 206H108V205H107ZM147 206H148V205H147ZM161 206H162V205H161ZM177 206H178V205H176V207H177ZM196 206H197V205H196ZM231 206H232V205H231ZM242 206H243V205H242ZM103 207H104V206H103ZM105 207H106V206H105ZM108 207H109V206H108ZM142 207H143V206H142ZM167 207H168V206H167ZM222 207H223V206H222ZM236 207H237V206H236ZM53 208H54V207H53ZM68 208H69V207H68ZM157 208H158V207H157ZM195 208H196V207H195ZM90 209H91V208H90ZM108 209H109V208H108ZM108 209H107V211H108ZM111 209H112V207H111ZM191 209H192V208H191ZM230 209H231V208H230ZM39 210H40V209H39ZM39 210H38V211H39ZM43 210H44V209H43ZM112 210H113V209H112ZM140 210H141V209H140ZM226 210H227V209H226ZM258 210H259V209H258ZM40 211H41V210H40ZM60 211H61V210H60ZM73 211H74V210H73ZM80 211H81V210H80ZM148 211H149V210H148ZM177 211H178V210H177ZM219 211H220V209H219ZM235 211H236V210H235ZM58 212H59V211H58ZM78 212H79V211H78ZM83 212H84V211H83ZM93 212L95 213V211H93ZM104 212H105V211H104ZM145 212H146V211H145ZM214 212H215V211H214ZM216 212H217V211H216ZM55 213H56V211H55ZM96 213H97V212H96ZM108 213H109V212H108ZM142 213H143V212H142ZM147 213H148V212H147ZM172 213H173V212H172ZM188 213H189V212H188ZM45 214H46V215L48 214L47 211H46V213H44L43 215H45ZM56 214H57V213H56ZM123 214H124V213H123ZM181 214H183V213H181ZM196 214H197V213H196ZM217 214H218V213H217ZM220 214H221V213H220ZM224 214H225V213H224ZM257 214H258V213H257ZM15 215H16V214H15ZM46 215H45V216H46ZM60 215H62V214H60ZM99 215H100V214H99ZM116 215H117V214H116ZM133 215H134V214H133ZM145 215H147V214H145ZM174 215H175V214H174ZM183 215H184V214H183ZM183 215H182V216H183ZM232 215H233V214H232ZM18 216H19V215H18ZM45 216H44V217H45ZM64 216H65V215H64ZM106 216H107V215H106ZM161 216H162V215H161ZM209 216H210V215H209ZM10 217H11V216H10ZM10 217H9V218H10ZM111 217H112V216H111ZM152 217H154V216H152ZM188 217H189V216H188ZM0 218H1V216H0ZM14 218H15V217H14ZM22 218H23V217H22ZM45 218H46V217H45ZM93 218H94V217H93ZM115 218H116V217H115ZM115 218H114V220H115ZM144 218H145V216H144ZM182 218H183V217H182ZM185 218H186V217H185ZM237 218H238V217H237ZM257 218H258V217H257ZM107 219H108V218H107ZM29 220H30V219H29ZM32 220H33V219H32ZM104 220H105V219H104ZM143 220H144V219H143ZM177 220H178V219H177ZM180 220H181V218H180ZM257 220H258V219H257ZM98 221H99V220H98ZM110 221H111V220H110ZM110 221H109V222H110ZM129 221H130V220H129ZM129 221H127V222H129ZM151 221H152V219H151ZM203 221H204V220H203ZM210 221H211V220H210ZM215 221H216V220H215ZM236 221H237V220H236ZM13 222H14V221H13ZM24 222H25V221H24ZM58 222H59V221H58ZM103 222H104V221H103ZM106 222H107V221H106ZM112 222H114V221H112ZM152 222H153V221H152ZM200 222H201V221H200ZM221 222H222V221H221ZM27 223H28V222H27ZM94 223H95V222H94ZM96 223H97V222H96ZM130 223H131V222H130ZM183 223H184V222H183ZM189 223H191V222H188V224H189ZM194 223H195V222H194ZM242 223H243V221H242ZM53 224H54V223H53ZM61 224H62V223H61ZM87 224H88V223H87ZM99 224H100V223H99ZM156 224H157V223H156ZM204 224H205V223H204ZM248 224H249V223H248ZM56 225L58 226V224H56ZM63 225H64V224H63ZM63 225H62V226H63ZM93 225H94V224H93ZM113 225H114V224H113ZM127 225H128V223H127ZM133 225H134V224H133ZM190 225H191V224H190ZM210 225H211V224H210ZM17 226H18V225H17ZM41 226H42V224H41ZM50 226H51V225H50ZM66 226H68V225L66 224ZM69 226H70V225H69ZM89 226H90V225H89ZM94 226H95V225H94ZM241 226H242V225H241ZM14 227H15V225H14ZM58 227H60V226H58ZM87 227H88V226H87ZM95 227H96V226H95ZM100 227H101V226H100ZM168 227H169V226H168ZM191 227H192V226H191ZM191 227H190V228H191ZM201 227H202V226H201ZM255 227H256V226H255ZM0 228H1V227H0ZM41 228H42V227H41ZM140 228H141V227H140ZM146 228H147V227H146ZM148 228H149V227H148ZM157 228H158V227H157ZM159 228H160V227H159ZM205 228H206V227H205ZM14 229H15V228H14ZM14 229H13V230H14ZM45 229H46V228H45ZM50 229H51V228H50ZM50 229H49V230H50ZM55 229H56V228H55ZM57 229H58V228H57ZM69 229H70V228H69ZM74 229H75V231L77 230L76 228H74ZM86 229H87V228H86ZM93 229H94V228H93ZM124 229H125V228H124ZM127 229H128V228H127ZM144 229H145V228H144ZM144 229H143V230H144ZM182 229H183V228H182ZM226 229H227V228H226ZM254 229H255V228H254ZM254 229H253V230H254ZM11 230H12V229H11ZM47 230H48V227H47ZM49 230H48V231H49ZM65 230H66V228H65ZM133 230H134V229H133ZM202 230H205V229H202ZM2 231H3V230H2ZM14 231H15V230H14ZM31 231H32V230H31ZM38 231H39V230H38ZM67 231H68V230H67ZM159 231H160V230H159ZM159 231H158V232H159ZM191 231H192V230H191ZM206 231H207V230H206ZM26 232H27V231H26ZM44 232H45V231H44ZM49 232H50V231H49ZM52 232H53V231H52ZM60 232H61V231H60ZM65 232H66V231H65ZM106 232H108V231H106ZM112 232H113V231H112ZM169 232H170V231H169ZM180 232H181V231H180ZM182 232H183V231H182ZM196 232H197V231H196ZM204 232H205V231H204ZM3 233H5V231H4ZM38 233H39V232H38ZM101 233H102V232H101ZM183 233H184V232H183ZM189 233H190V232H189ZM210 233H211V232H210ZM250 233H251V232H250ZM1 234H2V232H1ZM9 234H11V233H9ZM25 234H26V233H25ZM68 234H69V233H68ZM75 234H76V233H75ZM186 234H187V233H186ZM199 234H200V233H199ZM254 234H255V233H254ZM4 235H5V234H4ZM28 235H29V233H28ZM35 235H36V234H35ZM70 235H71V234H70ZM76 235H77V234H76ZM112 235H113V234H112ZM115 235H116V234H115ZM161 235H162V233H161ZM190 235H191V234H190ZM200 235H201V234H200ZM202 235H203V234H202ZM202 235H201V236H202ZM17 236H18V235H17ZM74 236H75V235H74ZM120 236H121V235H120ZM163 236H164V235H163ZM187 236H189V235H187ZM244 236H245V235H244ZM248 236H249V235H248ZM255 236H256V235H255ZM5 237H6V236H5ZM8 237H9V235H8ZM31 237H33V236H31ZM63 237H64V236H63ZM82 237H83V236H82ZM84 237H85V236H84ZM91 237H92V236H91ZM108 237H109V236H108ZM155 237H156V236H154V238H155ZM178 237H180V236H178ZM184 237H185V236H184ZM189 237H190V236H189ZM9 238H10V237H9ZM23 238H24V237H23ZM35 238H37V237H35ZM103 238H104V237H103ZM186 238H187V237H186ZM191 238H192V237H191ZM199 238H200V237H199ZM206 238H207V237H206ZM252 238H253V237H252ZM37 239H38V238H37ZM66 239H67V238H66ZM101 239H102V238H101ZM197 239H198V238H197ZM249 239H250V238H249ZM24 240H25V239H24ZM31 240H32V239H31ZM31 240H29V241H31ZM104 240H105V239H104ZM211 240H212V239H211ZM66 241H67V240H66ZM110 241H111V240H110ZM119 241H120V240H119ZM178 241H179V240H178ZM258 241H259V240H258ZM4 242H5V241H4ZM47 242H48V240H47ZM47 242H46V243H47ZM51 242H52V241H51ZM115 242H116V240H115ZM121 242H122V241H121ZM159 242H160V241H159ZM185 242H186V241H185ZM185 242H184V243H185ZM187 242H188V239H187ZM233 242H234V240H233ZM29 243H31V242H29ZM46 243H45V244H46ZM68 243H69V242H68ZM72 243H73V242H72ZM76 243H77V242H76ZM79 243H80V242H79ZM105 243H106V241H105ZM176 243H177V240H176ZM195 243H197V242H195ZM17 244H19V243H17ZM24 244H25V243H24ZM35 244H36V242H35ZM65 244H67V243H65ZM96 244H97V243H96ZM102 244H103V243H102ZM107 244H108V243H107ZM156 244H158V243H156ZM171 244H172V243H171ZM181 244H182V242H181ZM187 244H188V243H187ZM211 244H212V243H211ZM211 244H210V245H211ZM219 244H220V243H219ZM229 244H231V243H229ZM40 245H41V244H40ZM48 245H49V244H48ZM71 245H72V244H71ZM104 245H105V244H104ZM109 245H110V244H109ZM109 245H108V246H109ZM167 245H168V243H167ZM182 245H183V244H182ZM184 245H185V244H184ZM196 245H197V244H196ZM196 245H195V246H196ZM252 245H253V244H252ZM3 246H5V245H3ZM9 246H12V245H9ZM22 246H23V244H22ZM37 246H38V245H37ZM50 246H51V245H50ZM58 246H60V245H58ZM69 246H70V245H69ZM1 247H2V246H1ZM5 247H6V246H5ZM42 247H43V246H42ZM159 247H160V246H159ZM174 247H175V246H174ZM193 247H194V246H193ZM8 248H9V247H8ZM14 248H15V247H14ZM27 248H28V247H27ZM35 248H36V247H35ZM68 248H69V247H68ZM82 248H83V247H82ZM113 248H114V247H113ZM116 248H117V247H116ZM170 248H171V247H170ZM172 248H173V247H172ZM19 249H20V248H19ZM21 249H22V247H21ZM58 249H59V247H58ZM179 249H180V248H179ZM187 249H188V247H187ZM230 249H231V248H230ZM9 250H10V249H9ZM9 250H8V251H9ZM24 250H25V249H24ZM83 250H84V249H82V251H83ZM227 250H228V249H227ZM21 251H22V250H21ZM65 251H66V249H65ZM113 251H114V250H113ZM221 251H222V250H221ZM23 252H24V251H23ZM60 252H61V251H60ZM77 252H78V251H77ZM80 252H81V251H80ZM80 252H78V253H80ZM97 252H98V251H97ZM251 252H252V251H251ZM5 253H6V252H5ZM9 253H10V252H9ZM58 253H59V252H58ZM64 253H65V252H64ZM221 253H222V252H221ZM223 253H224V252H223ZM37 254H38V253H37ZM47 254H48V253H47ZM47 254H45V255H47ZM50 254H51V253H50ZM69 254H70V252H69ZM112 254H113V253H112ZM159 254H160V253H159ZM230 254H231V253H230ZM248 254H249V253H248ZM33 255H34V254H33ZM52 255H53V254H52ZM63 255H64V254H63ZM83 255H84V254H83ZM167 255H168V254H167ZM167 255H166V256H167ZM30 256H31V255H30ZM49 256H50V255H49ZM57 256H58V255H57ZM66 256H67V255H66ZM84 256H85V255H84ZM84 256H83V257H84ZM107 256H108V255H107ZM112 256H113V255H112ZM244 256H245V255H244ZM251 256H253V253H252ZM262 256H263V255H262ZM55 258H56V257H55ZM221 258H222V257H221ZM241 258H242V257H241ZM5 259H6V258H5ZM59 259H60V258H59ZM78 260H79V259H78ZM220 260H221V259H220ZM242 260H243V258H242ZM252 260H253V259H252ZM14 261H15V260H14ZM17 261H18V260H17ZM25 261H26V260H25ZM46 261H47V260H46ZM79 261H80V260H79ZM86 261H87V260H86ZM230 261H231V260H230ZM52 262H53V260H52ZM109 262H110V261H109ZM256 262H257V261H256ZM15 263H16V262H15ZM40 263H41V261H40ZM43 263H44V262H43ZM4 264H5V263H4ZM6 264H8V262H6ZM21 264H22V263H21ZM170 264H171V263H170ZM179 264H180V263H179ZM205 264H206V262H205ZM246 264H247V263H246Z\"/></svg>",
  "mask_w": 264,
  "mask_h": 264
}]
</instances>
